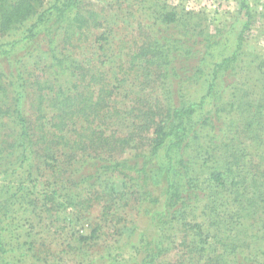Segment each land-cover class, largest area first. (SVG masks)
<instances>
[{
  "label": "trees",
  "instance_id": "1",
  "mask_svg": "<svg viewBox=\"0 0 264 264\" xmlns=\"http://www.w3.org/2000/svg\"><path fill=\"white\" fill-rule=\"evenodd\" d=\"M46 1L0 0V55L20 52L11 66L33 53L44 57L38 73L19 69L11 79L0 72V225L17 206L34 211L36 192L51 213L62 201L90 206L82 192L100 185L94 200H103L100 216L87 236L69 237L81 242L68 248L73 254L99 235L106 244L102 229L116 242L125 222L119 211L137 203L146 223L131 244L133 256L139 254L132 264H264V101H242L251 92L236 85L235 107L251 115L238 126L226 124L217 90L242 54L251 16H242L233 53L209 65L212 50L221 47L219 34L198 28L201 15L183 6ZM127 2L136 7L129 13L136 39L124 28L116 44L121 18L108 12ZM239 6L247 12L243 0ZM113 47H126L119 63L110 60L118 52ZM203 77V92L189 98L187 88ZM116 188L123 190L113 195ZM172 229L178 235L168 234ZM3 248L0 235V254Z\"/></svg>",
  "mask_w": 264,
  "mask_h": 264
},
{
  "label": "rangeland",
  "instance_id": "2",
  "mask_svg": "<svg viewBox=\"0 0 264 264\" xmlns=\"http://www.w3.org/2000/svg\"><path fill=\"white\" fill-rule=\"evenodd\" d=\"M52 1L47 0L46 2ZM91 1H96L98 3L97 7H100L99 0ZM166 2L171 6H183L186 12L199 14L195 16L201 15L196 19V23L199 25L198 28L205 30L208 34H219L221 47L212 50L213 58L207 61L209 65L211 64L210 62L218 63L220 55L226 57L233 53L236 46V38L245 21L242 16L245 14L251 16V25L246 33L247 40L241 50L242 54H240L235 67L225 71L220 77L219 83L221 86L217 89L221 91V103L225 105V109L228 112L226 124L230 122L236 126H238L239 122L242 124V121H245V117L251 115L250 109L245 108L246 112L242 114L241 109L235 107L240 98L232 95L233 89L237 86L248 89V92H251V96L242 101H248L251 106H256L261 100L264 101V0H243L247 6V12L242 10L241 14L239 12L241 0H166ZM88 3H90V0H88ZM104 7H106V4H104ZM131 10H136V7L134 6L130 9L127 2L120 8L114 7L113 10L108 12L109 15L113 12L118 13L121 18L120 22L114 27L116 29L112 35V41H115L116 44L121 43L118 39H120V33H123L125 29L128 30L129 37L133 40L136 39V33L133 30H136L137 23L135 18L129 16ZM189 22L192 23L193 19L189 20ZM30 24L31 22L29 21L25 25V30L28 29ZM14 35L9 38L3 37L1 42L14 40ZM111 49L118 51L117 56L110 58L115 63L117 61L119 63L127 52L126 47L120 50L116 47ZM20 55V52L13 54L11 59L0 55V72L11 79H15L19 69L26 75L31 70H35V73L39 72V68L44 62V57H41L38 53H33L29 60L23 64L16 63L11 66V61H16V59L20 58ZM207 70L208 68L205 69L206 75L208 73ZM233 74L235 76H232ZM205 79L206 77H203L198 84L187 88L189 98H199L205 88V83H203ZM22 105L27 112L28 105L26 101ZM5 125L4 123L1 124V128ZM5 130L9 131V128L7 127ZM247 150L250 151V147ZM128 154L129 152H126L118 157H126ZM34 176L40 183L41 180H44V178L40 179L37 174H34ZM39 185L42 191L49 193V189L42 184ZM122 190L116 188L113 195H118ZM60 193L59 190L58 195ZM98 193H100V185H94L91 188L86 187L84 192H82L85 196L81 200L84 199L85 201L88 197L92 198V202L95 197L100 200V194ZM42 197L40 192H36V198L34 199L37 204L34 211L24 210L23 207L17 206L18 209H15V212H11L7 217L3 218V223L0 225V235L3 239L4 250L0 254V264H132V260L136 263L139 254L133 256L131 244L137 243L138 234L146 223L144 216L137 215L135 212V207L138 208L137 203L135 206L132 205L129 210L119 211L125 222L118 225L117 235L120 236L115 235L116 242L113 243L112 239L107 237L113 235L112 233L102 229L101 235H107L105 236L107 238L106 244H100L99 235L98 239L87 241L85 243L86 246L80 249L81 251H76L73 254V250L68 248H79L81 242H77L78 245L74 241L67 242L69 237L71 235L87 236L91 226L96 222L95 219L100 216V202L103 200L101 199L100 202L94 201L95 203L91 202L88 207L86 205H77L75 207V205H67L66 202L68 201H62L61 203L65 206H60L58 211L54 210L50 213L46 211L47 208L44 207ZM133 226L136 227L135 233L131 230ZM168 234L178 235L176 229L170 230ZM248 234L254 235L253 232ZM76 239L78 240L77 237ZM263 251L264 247L260 252L264 253ZM166 255H170V253Z\"/></svg>",
  "mask_w": 264,
  "mask_h": 264
}]
</instances>
